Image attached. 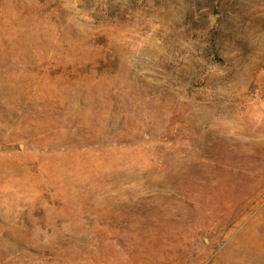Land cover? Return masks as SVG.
Masks as SVG:
<instances>
[{
  "label": "rangeland",
  "instance_id": "1",
  "mask_svg": "<svg viewBox=\"0 0 264 264\" xmlns=\"http://www.w3.org/2000/svg\"><path fill=\"white\" fill-rule=\"evenodd\" d=\"M0 264H264V0H0Z\"/></svg>",
  "mask_w": 264,
  "mask_h": 264
}]
</instances>
